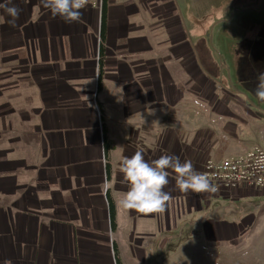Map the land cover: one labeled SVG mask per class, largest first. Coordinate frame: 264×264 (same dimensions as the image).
<instances>
[{
    "label": "crops",
    "instance_id": "obj_1",
    "mask_svg": "<svg viewBox=\"0 0 264 264\" xmlns=\"http://www.w3.org/2000/svg\"><path fill=\"white\" fill-rule=\"evenodd\" d=\"M12 3L22 10L15 26L0 9V71H6L0 85L9 88L0 100L10 104L0 109L8 137L0 146V264H140L177 232L182 237L185 225L196 221L194 212L213 211V198L236 192L185 193L168 170L164 190L171 199L164 212L120 203L130 188L120 169L121 156L129 157L125 149L132 155L143 149L150 163L173 154L199 170L206 159L261 147L248 149L233 127L228 143L215 147L187 122L167 125L173 124L172 97L160 86L171 85L168 71L184 63L185 51L174 46L188 33L186 0H105L101 14L84 7L72 23L40 0ZM28 87L36 89L34 97ZM259 128L256 137L264 139ZM33 135L35 162L28 152Z\"/></svg>",
    "mask_w": 264,
    "mask_h": 264
},
{
    "label": "rangeland",
    "instance_id": "obj_2",
    "mask_svg": "<svg viewBox=\"0 0 264 264\" xmlns=\"http://www.w3.org/2000/svg\"><path fill=\"white\" fill-rule=\"evenodd\" d=\"M183 9L188 33L174 48L185 51L184 63L182 69L168 71L171 85L160 86L172 97L173 124L168 120L167 125L199 128L208 144L215 147L228 143L227 131L233 127L237 139L245 140L248 149L254 145L264 148V144H257L264 139L256 137L261 133L259 127H264V103L254 96L258 77L264 74V0H186ZM6 89L1 81L0 91ZM15 89L27 93L25 86H13ZM28 89L34 97L36 89ZM8 105L0 100V109ZM98 117L104 129L100 110ZM238 119L251 124L243 126ZM6 133L0 124V146L6 145ZM31 143L34 147L28 152L35 162L36 135ZM140 151L145 155L143 149ZM125 152L132 156L131 150L122 154ZM0 155H5V149ZM212 200L213 211L194 212L191 218L196 217V221L185 225L182 237L177 232L170 245L163 250L156 247V255L140 264H264V192L243 189ZM120 247L127 250L126 245ZM109 249L111 252V246Z\"/></svg>",
    "mask_w": 264,
    "mask_h": 264
},
{
    "label": "clouds",
    "instance_id": "obj_3",
    "mask_svg": "<svg viewBox=\"0 0 264 264\" xmlns=\"http://www.w3.org/2000/svg\"><path fill=\"white\" fill-rule=\"evenodd\" d=\"M40 4L50 9L53 16L72 23L80 21V10L88 4V0H40ZM0 9L7 13V23L15 26L22 10L12 0L0 2ZM258 81L254 96L264 103V74L258 77ZM253 167L264 170V153L255 157ZM120 169L130 185L129 190L122 194L121 206L141 213H162L166 210L171 199V193L164 190L170 182L168 170L176 174L175 183L182 192L217 191L207 174L197 171L191 160L182 162L180 157L173 154L161 155L149 163L144 159L143 153L137 151L131 157L122 158Z\"/></svg>",
    "mask_w": 264,
    "mask_h": 264
},
{
    "label": "built area",
    "instance_id": "obj_4",
    "mask_svg": "<svg viewBox=\"0 0 264 264\" xmlns=\"http://www.w3.org/2000/svg\"><path fill=\"white\" fill-rule=\"evenodd\" d=\"M104 4L105 0H88L85 7L101 14ZM261 153H264V149L255 146L239 157L224 158L220 161L206 159L197 171L207 174L212 185L217 188L214 194L242 189H255L264 192V170L253 167L255 157Z\"/></svg>",
    "mask_w": 264,
    "mask_h": 264
},
{
    "label": "trees",
    "instance_id": "obj_5",
    "mask_svg": "<svg viewBox=\"0 0 264 264\" xmlns=\"http://www.w3.org/2000/svg\"><path fill=\"white\" fill-rule=\"evenodd\" d=\"M108 204H109V220H110V225L113 229L114 227V210H113V205L111 202V199L108 197ZM116 264H122L120 261L116 260Z\"/></svg>",
    "mask_w": 264,
    "mask_h": 264
}]
</instances>
